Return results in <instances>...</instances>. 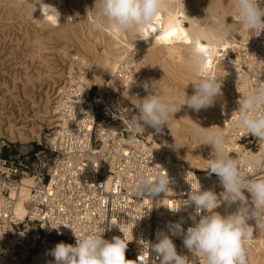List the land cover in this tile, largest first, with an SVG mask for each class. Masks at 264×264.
<instances>
[{"label": "bare ground", "instance_id": "bare-ground-1", "mask_svg": "<svg viewBox=\"0 0 264 264\" xmlns=\"http://www.w3.org/2000/svg\"><path fill=\"white\" fill-rule=\"evenodd\" d=\"M31 1H33L29 3L31 5L27 4V6H31L30 12L34 18L40 15L42 11L39 4L34 5V0ZM167 3L169 7L162 12L154 26L152 35L145 33L142 39L134 33L122 34L123 38H120L124 39L125 45L120 48L116 47L117 49L115 48L112 53H104L101 59L96 61L97 63H95L92 70L89 69L88 64L82 58L69 59V64L66 66V71H64L65 79L61 82L62 85L54 88L53 95H49L48 93L50 92L45 93L43 91L44 96L40 95L42 96L41 99L40 96L38 97L40 102L38 98L36 100L41 105L38 107V104L35 105L36 108L32 106L37 109L35 113L32 110V114L42 122H45L48 128L51 129L47 137V142L51 147L57 148L59 146L63 148L65 143L70 140L78 142L81 139L85 148L89 146V149L95 150L91 145L88 144L87 146L86 144L87 136L96 130L92 107L93 100H91L89 93L91 87H99L102 81L107 78L109 83L116 85V88L131 105L138 108V100L136 98L143 99L148 93L145 92L143 86L140 87L135 82V78L144 73V79L150 81L153 79L151 75L156 70V72L158 71V73H155L156 76L158 74L156 80L164 76V79L176 89L179 97H183L185 92L186 95L190 96L193 94L191 82L194 81L195 77L187 62L186 50L191 40L189 28L194 23L215 26L222 32L227 33V36L210 64V70L222 82L221 95L216 98L212 107L202 109L199 112L188 108L187 105L182 106L180 110L178 108V112L174 114L169 128L166 127L168 137L160 142H157L152 134L147 131L144 138L139 137L138 133H135L136 143L130 144L128 143V138H123L122 136L119 138L116 130L105 128L102 125L97 127L98 139L96 140L101 141V149H108L110 142L122 145L123 152L134 154L138 159L150 156L156 159L160 158V156H162V159L169 157L178 169L174 174L169 172L170 176L175 177L177 173L182 175L179 167L185 165L190 168L188 173L193 178L192 185L195 189L198 190L201 185V190L216 189L218 194L223 190L218 177L215 174L209 176L207 170H204L207 160L214 158L211 153L212 148L210 145L204 144V141L195 132L196 123L205 128L212 126L221 127L228 138L230 155L237 154L241 160L257 154L261 148H264V142L261 141H258L255 151L245 148L240 142L241 138L248 133L232 127V118L238 115V99L243 93L251 91L257 84H264V31L259 34V32H249L242 28L236 19V13L233 8L234 0H167ZM111 33L113 41L119 39L120 34ZM201 43L207 47L206 41H201ZM36 45L39 47L41 42L36 41ZM138 58L141 61L135 63ZM150 68L154 69L151 74ZM53 82L51 83L52 86ZM31 105H33V102ZM121 120L129 128V123L123 118ZM33 124L28 127H16L13 124H9L4 131H0V134H3L4 138L12 142L39 141L41 138V127ZM72 147L68 146L67 148L69 150ZM96 158L95 154L87 153L73 157L70 155L67 160L71 163V166H77L83 159L91 167ZM119 159L116 158V162H119ZM245 171L250 178L264 175V172L248 168H245ZM110 181L111 177H108L105 181V188H109ZM37 185V177L27 174L23 175L20 180H10L7 184L0 181V244H5L7 247L0 249V264H23L22 259L28 254V250L36 245L37 233L35 225L25 223L27 226L25 231H14L12 223H23L26 216L34 211L36 203L35 201L33 202L32 189L38 187ZM5 186L8 189L6 195L2 193V189ZM171 188L172 191L169 190L168 195L173 194L174 188L172 184ZM51 191L53 190L49 185L47 192ZM42 196L48 199V195L41 194L40 198ZM153 199L144 198L141 203L144 205ZM50 200L48 207L50 208L51 206L52 208L54 205H51ZM53 203L56 204L57 201ZM167 204V198L162 194L160 202H157L156 205V213L162 223L159 231L163 230L167 233L166 224L168 222L183 221L182 226L185 231L188 227L193 226V222L189 218V213L193 211V208H188L187 210L182 208L172 215L170 214L171 211L167 209ZM170 204L172 207L178 205L177 208L180 205L176 203ZM235 207L234 205L231 209H226L221 205L216 211L225 215L234 211ZM73 210L65 213L66 219H72V213H74L75 217L79 216V213ZM86 211L88 214L89 210ZM249 223L254 225V221ZM172 239L178 254L187 255L190 260L195 259L184 247L182 237L173 236ZM156 242L157 239L155 237L152 243ZM17 243L20 245V255L14 254V246ZM43 243L46 242L44 241ZM38 249L31 257L32 262L30 264H55L54 257L50 254L48 247H40ZM145 252L152 256V264H159V260H156L150 251L145 249ZM249 252L251 257L249 264H264V232H254V238L249 244ZM141 261L144 262L145 260L142 258ZM201 264H203L202 258Z\"/></svg>", "mask_w": 264, "mask_h": 264}, {"label": "clouds", "instance_id": "clouds-1", "mask_svg": "<svg viewBox=\"0 0 264 264\" xmlns=\"http://www.w3.org/2000/svg\"><path fill=\"white\" fill-rule=\"evenodd\" d=\"M37 4L41 7L43 20L52 25L59 24L60 13L54 6L34 0V5ZM167 7V0H95L92 29L97 32L110 30L115 34L134 33L143 39L145 33L152 35ZM233 8L243 29L259 34L264 31V8L260 6V0H234ZM189 33L191 40L186 51L188 66L195 77L191 82L193 94L188 96L185 92L179 97L164 76L144 82L143 88L148 94L143 99L136 98L138 115L129 123L133 133L151 128L160 134L165 127L169 128L178 108L187 105L199 112L212 107L221 95L222 82L210 70V64L227 33L199 23H194ZM201 41H206L207 47ZM237 103L238 115L232 118V127L264 142V84H257L251 91L243 93ZM196 125L195 132L204 144L211 146L214 156L207 160L204 170L209 176L215 174L218 177L223 190L218 194L214 190H201L200 183L197 190L186 180L191 188L187 198L180 200L178 208L169 209L175 213L182 208H193L189 213L193 226L185 231L183 221L168 222L167 233L158 231L156 243L141 242L148 251L151 250L159 264H201V258L203 264H249V244L254 232H264V176L250 178L245 168L264 172V148L246 159L234 158L221 127ZM128 143H136L135 135L129 136ZM187 176L188 172L185 179ZM172 183L166 170L163 174H146L141 169L136 173L132 192L136 197L152 199L172 191ZM221 205L226 209L236 207L222 215L216 211ZM250 221H254V225ZM104 232L103 227H91L80 233L74 231L75 245L60 242L50 251L55 264H143L139 256L135 261L126 259L130 241L122 231L123 238L114 236L111 241L102 237ZM173 236L182 237L184 247L195 259L178 254Z\"/></svg>", "mask_w": 264, "mask_h": 264}, {"label": "rangeland", "instance_id": "rangeland-1", "mask_svg": "<svg viewBox=\"0 0 264 264\" xmlns=\"http://www.w3.org/2000/svg\"><path fill=\"white\" fill-rule=\"evenodd\" d=\"M30 1L0 0V131H4L9 124H13L16 127H28L35 122V125L41 127V138L39 141L12 142L4 138L3 134H0V181L5 184L9 183L10 180L18 181L25 174L35 176L34 173L41 175L46 171L52 154L50 144L47 142L51 129L32 113L37 110L35 105L40 102L44 92H50L48 94L53 95L54 88L62 85L61 82L65 79L64 71H66V66L69 64V59L82 58L88 64L89 69L92 70L95 63H97L96 61L100 60L104 53H112L116 47L120 48L125 45L124 39L122 40V34L119 35L118 40L113 41L110 30L104 32L93 31L91 27L93 14L90 13L95 11L94 7H92L95 6V0H43L44 4L52 5L59 11L60 19L57 25L49 24L43 20L42 13L33 18V14L30 12L31 6H27V4L31 5L29 3L33 2ZM260 6L264 8V0H260ZM79 37L81 40L78 39ZM36 41L41 42L39 47L36 45ZM140 61L141 59L138 58L135 63ZM152 70L154 69L150 68V74L154 72ZM155 73H158V71L156 72L155 70L151 76L156 80L158 74L156 76ZM144 77L145 74L142 73L135 78V82L140 87L143 86L144 82L148 81ZM52 81H54L53 86L51 85ZM42 92L43 94H41ZM89 93L91 100H93L92 107L96 130L98 125H102L105 128L114 130L124 129L129 132L128 137L135 135L131 129L127 128L121 118L130 123L131 119L138 115V108L125 99L114 83H109L106 78L99 87L92 86ZM39 96L40 99L38 98ZM35 97L36 99H34ZM37 98L39 102L36 101L38 100ZM31 99H34L37 103ZM32 102L33 105H31ZM39 105L41 103L37 107ZM96 130L94 132L98 139ZM147 131L152 134L157 142L168 137L166 127L160 134H156L154 129L145 128L137 135L144 138ZM241 144L253 151L258 146L257 141L250 146L252 148L246 147L243 143ZM231 156L239 159L237 154H231ZM15 168L18 171L16 175L13 172ZM7 192L8 189L5 186L2 189V193L6 195ZM26 228V224L13 227L14 231H25ZM40 247L49 248L46 243L40 244L36 241L35 247L28 250V254L22 259V263L30 264L32 262L31 257ZM5 248H7L5 244H0V249ZM19 250L20 245L17 243L14 246V254L20 255L21 252ZM135 250L136 248L133 246L130 253ZM127 252L129 255V251ZM125 257L127 260L129 259L128 256Z\"/></svg>", "mask_w": 264, "mask_h": 264}, {"label": "built area", "instance_id": "built-area-1", "mask_svg": "<svg viewBox=\"0 0 264 264\" xmlns=\"http://www.w3.org/2000/svg\"><path fill=\"white\" fill-rule=\"evenodd\" d=\"M117 133L119 138L120 136L129 138V132L124 129L117 130ZM86 139L87 146L89 144L95 150L89 149V146L85 148L81 139L78 142L70 140L63 148L50 146L52 154L46 171L41 175L34 173L38 180V187L32 189L33 202L36 203L34 211L30 212L25 221L20 224L35 225L36 241L40 244L45 241L50 251L60 242L75 245L74 231L80 233L91 227H103L105 232L102 233V237L109 241L114 236L123 238L124 233L126 240L130 241L125 253V256L129 257L128 260L135 261L139 256L140 260L142 258L145 261L148 260L143 264H152V256L145 252L148 247L141 240L149 242L150 239L152 243L160 229L162 223L156 213V205L160 202L162 194L167 198V209L177 208L178 205L172 207L170 203L180 204L181 199L187 198V193L191 191L187 182L193 183L189 173L185 179L190 168L181 166L179 168L182 175L177 173V176L172 177L170 173L174 174L178 169L169 157L162 159L160 156L156 159L150 156L138 159L134 154L123 152V146L114 142H110L108 149H101V141L96 140L95 132H91ZM256 141L258 144V140L250 134L241 138V143L246 147H250ZM68 146L73 147L68 150ZM87 153L97 156L91 167L83 159L77 166H71L67 160L70 155L73 157ZM116 158H120L119 162H116ZM163 168L173 181V194L160 193L143 205L141 201L144 198L136 197L132 192L136 173L143 169L146 174H163L165 172ZM13 172L16 175L18 171L15 168ZM108 177H111V181L107 189L105 181ZM49 185L53 190L51 192H47ZM214 191L216 192V189ZM41 194L48 195V199L43 196L40 198ZM49 199H51V205H54L53 210L51 206L48 207ZM55 201L57 203L52 204ZM73 209L79 213V216L75 217L72 213L73 218L66 219L65 213ZM86 210H89L88 214ZM173 213L171 211L170 214L173 215ZM20 224L12 223L13 227ZM53 227L58 228L53 229ZM133 246L136 250L130 253Z\"/></svg>", "mask_w": 264, "mask_h": 264}]
</instances>
